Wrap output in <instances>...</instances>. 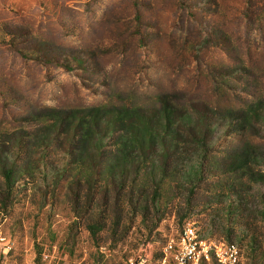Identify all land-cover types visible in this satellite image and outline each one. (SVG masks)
Segmentation results:
<instances>
[{
    "label": "rangeland",
    "instance_id": "1",
    "mask_svg": "<svg viewBox=\"0 0 264 264\" xmlns=\"http://www.w3.org/2000/svg\"><path fill=\"white\" fill-rule=\"evenodd\" d=\"M118 106L171 128L93 174L77 135ZM187 221L264 264V0H0V264L155 260Z\"/></svg>",
    "mask_w": 264,
    "mask_h": 264
},
{
    "label": "trees",
    "instance_id": "2",
    "mask_svg": "<svg viewBox=\"0 0 264 264\" xmlns=\"http://www.w3.org/2000/svg\"><path fill=\"white\" fill-rule=\"evenodd\" d=\"M163 103V102H162ZM163 108V113L167 111V107L164 104H161ZM117 111L110 115L106 112L105 109H98L95 114L91 116L89 121H84L88 125V129L82 127L80 130V134L77 135L78 142L80 140H89L91 141L90 149L93 155L92 162L88 164V170L91 173H99L101 171V162L99 160L101 155V149L104 145L105 139L107 136L110 135V131L116 134V141L118 143H126L128 139V135L133 138V143L139 149L140 155L148 156L150 150L156 151V141L158 139H165V133L161 132H168L169 128H171L168 123L170 121L166 120L165 117L163 118L160 115H157V121L159 128L154 126L153 121H155L154 116H147L140 112L141 108L139 107H128V106H118L116 108ZM130 114L135 115L134 118L130 117ZM126 115V116H125ZM78 117L72 115V121L69 127H73L74 123L76 122ZM127 119H130L129 121ZM148 121V122H147ZM132 122V123H131ZM166 124L168 126H166ZM161 130L160 132H158ZM133 153L132 150H128ZM120 171H128L127 166L122 163L119 165ZM13 168H6L4 166L3 173L7 179V182L11 181L13 175ZM90 231L95 234L96 229L94 227H89Z\"/></svg>",
    "mask_w": 264,
    "mask_h": 264
},
{
    "label": "built area",
    "instance_id": "3",
    "mask_svg": "<svg viewBox=\"0 0 264 264\" xmlns=\"http://www.w3.org/2000/svg\"><path fill=\"white\" fill-rule=\"evenodd\" d=\"M0 242L11 248L5 236L0 235ZM43 261L44 264H59L48 252L43 253ZM125 264H245V261L238 243H220L201 237L192 222L187 221L179 235L169 239L161 258L130 257Z\"/></svg>",
    "mask_w": 264,
    "mask_h": 264
}]
</instances>
